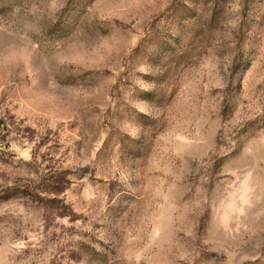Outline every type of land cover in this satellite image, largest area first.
I'll list each match as a JSON object with an SVG mask.
<instances>
[{"label": "rangeland", "instance_id": "374dc122", "mask_svg": "<svg viewBox=\"0 0 264 264\" xmlns=\"http://www.w3.org/2000/svg\"><path fill=\"white\" fill-rule=\"evenodd\" d=\"M0 264H264V0H0Z\"/></svg>", "mask_w": 264, "mask_h": 264}]
</instances>
